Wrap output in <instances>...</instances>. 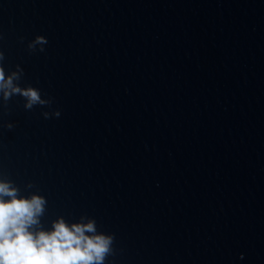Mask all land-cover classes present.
I'll return each instance as SVG.
<instances>
[{
	"label": "water",
	"instance_id": "obj_1",
	"mask_svg": "<svg viewBox=\"0 0 264 264\" xmlns=\"http://www.w3.org/2000/svg\"><path fill=\"white\" fill-rule=\"evenodd\" d=\"M0 52L52 101L0 98V179L44 228L94 219L105 264H264V0H0Z\"/></svg>",
	"mask_w": 264,
	"mask_h": 264
},
{
	"label": "clouds",
	"instance_id": "obj_2",
	"mask_svg": "<svg viewBox=\"0 0 264 264\" xmlns=\"http://www.w3.org/2000/svg\"><path fill=\"white\" fill-rule=\"evenodd\" d=\"M46 43V38L38 35L28 48L35 51L40 46L42 52ZM3 61L4 54L0 52V98L4 102L20 96L27 110L52 103L42 98L38 88L21 87L23 69L17 66L6 73ZM52 115L59 117L60 112ZM43 116L47 119L50 114L44 112ZM7 127L11 129L13 125ZM46 205L43 195H22L14 182L0 179V264H105L113 252L114 236L99 232L96 221L86 216L71 223L58 217L46 229L41 223Z\"/></svg>",
	"mask_w": 264,
	"mask_h": 264
}]
</instances>
